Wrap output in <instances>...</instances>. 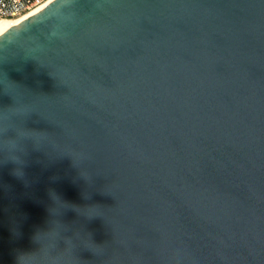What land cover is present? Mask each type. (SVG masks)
I'll return each instance as SVG.
<instances>
[{
	"label": "water",
	"instance_id": "water-1",
	"mask_svg": "<svg viewBox=\"0 0 264 264\" xmlns=\"http://www.w3.org/2000/svg\"><path fill=\"white\" fill-rule=\"evenodd\" d=\"M0 264H264V0H51L1 33Z\"/></svg>",
	"mask_w": 264,
	"mask_h": 264
},
{
	"label": "built area",
	"instance_id": "built-area-1",
	"mask_svg": "<svg viewBox=\"0 0 264 264\" xmlns=\"http://www.w3.org/2000/svg\"><path fill=\"white\" fill-rule=\"evenodd\" d=\"M51 0H0V20L25 17Z\"/></svg>",
	"mask_w": 264,
	"mask_h": 264
},
{
	"label": "bare ground",
	"instance_id": "bare-ground-1",
	"mask_svg": "<svg viewBox=\"0 0 264 264\" xmlns=\"http://www.w3.org/2000/svg\"><path fill=\"white\" fill-rule=\"evenodd\" d=\"M29 15H27V16H29ZM27 16H25V17H27ZM25 17L18 18V19H1L0 20V34L3 33L4 31H6L11 26L17 24L19 21H21Z\"/></svg>",
	"mask_w": 264,
	"mask_h": 264
}]
</instances>
